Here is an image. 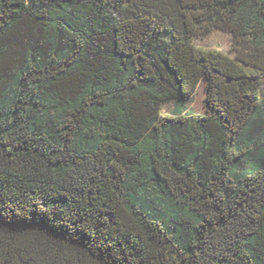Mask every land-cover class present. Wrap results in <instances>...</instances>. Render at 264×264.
<instances>
[{"label": "trees", "instance_id": "1", "mask_svg": "<svg viewBox=\"0 0 264 264\" xmlns=\"http://www.w3.org/2000/svg\"><path fill=\"white\" fill-rule=\"evenodd\" d=\"M0 264H264V0H0Z\"/></svg>", "mask_w": 264, "mask_h": 264}, {"label": "rangeland", "instance_id": "2", "mask_svg": "<svg viewBox=\"0 0 264 264\" xmlns=\"http://www.w3.org/2000/svg\"><path fill=\"white\" fill-rule=\"evenodd\" d=\"M195 44L200 47L212 48L221 51L227 55H232L230 50L229 35L222 31H215L206 38L196 39ZM203 100V86L199 83L193 97L188 104L192 108L193 112L200 113L202 111ZM171 109V105L167 104L164 110Z\"/></svg>", "mask_w": 264, "mask_h": 264}]
</instances>
